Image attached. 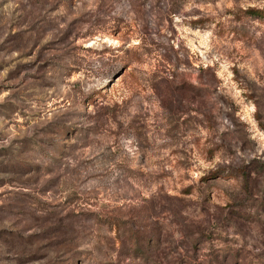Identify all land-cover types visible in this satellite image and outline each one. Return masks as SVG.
<instances>
[{
    "label": "rangeland",
    "instance_id": "obj_1",
    "mask_svg": "<svg viewBox=\"0 0 264 264\" xmlns=\"http://www.w3.org/2000/svg\"><path fill=\"white\" fill-rule=\"evenodd\" d=\"M0 264H264V0H0Z\"/></svg>",
    "mask_w": 264,
    "mask_h": 264
}]
</instances>
